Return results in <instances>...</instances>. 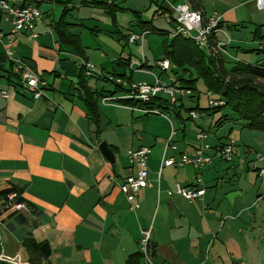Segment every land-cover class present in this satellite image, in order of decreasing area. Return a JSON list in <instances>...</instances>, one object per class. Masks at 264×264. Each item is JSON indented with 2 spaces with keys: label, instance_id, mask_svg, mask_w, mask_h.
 <instances>
[{
  "label": "crops",
  "instance_id": "0c3cea01",
  "mask_svg": "<svg viewBox=\"0 0 264 264\" xmlns=\"http://www.w3.org/2000/svg\"><path fill=\"white\" fill-rule=\"evenodd\" d=\"M11 1L36 5L41 12L33 28L36 36L21 35L15 50L44 85L41 96L33 98L16 77L10 76L17 84L9 81V63L4 62L0 68V91L9 94L7 98L0 95V189L17 185L22 190L21 197L38 212L26 214L28 222L23 224L14 217L2 216L5 220L0 224V252L23 253L20 241L30 231L36 241H47L51 248L45 264H127L128 256L139 250L142 229L149 230L154 252L150 263L141 258L130 264H238L243 259L236 263L233 257L258 251L264 244V173L257 175L260 162L256 158L264 153L254 151L252 157L253 147L240 145L242 129H248L229 118L217 124L222 113L196 110L197 117L188 118L190 115L183 109L194 106L185 105L186 97L174 105L167 103L170 107L164 112L137 111L116 101L128 92L111 95L114 83L106 79L112 73H124L136 83L152 82L154 75L161 77L163 73L174 77L173 69H156L155 60L163 55L158 57L151 52L153 61H148L143 48L146 35L141 42L127 41L126 32L143 30L133 12H139L140 18L146 17L152 25L162 15L173 26L170 5L174 3L184 2L205 17L216 14L220 17V30L215 39H228L225 50L236 61L239 51L251 48L236 45L231 55L226 47L233 40L239 41L240 30H249L252 35L258 26L263 34L264 8H257L255 0H113L114 6L121 9L108 13L94 5L97 0ZM64 9H68L64 20L69 32L79 38L81 29L87 28L91 32H117L128 50L121 42L113 43L109 37L106 41L99 34L95 35L98 48L93 41L80 38L82 55L75 47L61 43L54 23ZM122 10L129 13L125 22L119 21L122 27L109 29L110 18L118 22L117 12ZM101 19L106 22L104 27L99 25ZM9 29L8 21L0 17L1 32ZM229 31H235L232 38L226 33ZM2 47L0 43L3 62ZM118 59L130 63H115ZM86 62L93 65L92 74L86 77L91 89L114 98L97 101V131L76 88L79 66ZM137 74H150L152 79L147 81ZM124 87L128 88V84ZM180 104L178 114L176 106ZM233 123L239 130L234 129ZM224 125L229 128L221 134ZM200 131L205 134L203 139L196 136ZM230 139L236 143V154L233 162L226 164L213 156V149ZM101 141L112 152V160L100 153ZM203 142L211 146L205 152L211 156L210 164L201 170L190 165L166 166L158 177L164 157L177 159L181 153L192 156ZM139 146L150 149L146 164L150 186L139 192L140 206L132 210L118 184L131 171L126 151ZM250 171L255 172L253 182L246 180ZM198 176L205 188L202 198L188 201L169 193L175 183L193 184ZM33 222L35 226H31Z\"/></svg>",
  "mask_w": 264,
  "mask_h": 264
},
{
  "label": "trees",
  "instance_id": "16d2710c",
  "mask_svg": "<svg viewBox=\"0 0 264 264\" xmlns=\"http://www.w3.org/2000/svg\"><path fill=\"white\" fill-rule=\"evenodd\" d=\"M95 6H99L108 13H112L121 8L115 7L113 2L106 3L101 0L94 2ZM124 9V8H122ZM68 9H64L59 19L54 23V30L61 43H66L75 47V49L82 55L83 48L80 45V38L77 34L69 32L68 22L64 20L65 14ZM136 16V21L141 29H146L147 31H158L162 34L169 35V31L165 29H160L152 25L150 20H142L140 18L139 12H133ZM174 19V18H173ZM220 25V24H219ZM217 25L218 27H220ZM210 44H213L215 39V34L210 36ZM252 39L261 41L264 39V34H261L260 27L256 26L252 32ZM246 52H255L256 54H264V47L258 49L251 48L245 50ZM162 57L167 58L171 65L176 67L177 70H172L175 82L183 88L190 89L191 94L188 96L189 99H195L197 102V86L198 80L202 82L208 88V92L217 94L219 98L224 100V103L218 107L200 108L198 103L190 109H185L189 114L191 111H208L210 110L213 114L221 111L223 108H228L230 114L222 113L220 119L217 120V124L221 120L234 119L241 122L242 128L249 130H257L264 132V60L255 63H248L241 60H236L228 66V62H225V58L222 54L216 53L213 50L205 51L200 48L194 40L189 37L183 36L181 34H176L170 36L165 41H163V53ZM4 58V56H3ZM4 60V59H3ZM228 61V60H227ZM0 68L4 64V61L0 59ZM118 64L129 65V61L118 59L115 61ZM11 67V63L8 64ZM3 69V68H2ZM180 69V70H179ZM84 64L79 66L78 71V82L76 88L78 89V97L83 102L86 107L89 119L96 126V131L98 130L99 122V111L97 101L102 98L104 94L101 90H92L87 82V75L85 74ZM181 73V74H180ZM183 73V74H182ZM14 76L18 79V76L12 72L7 76L11 83L14 79L10 76ZM187 75V77L185 76ZM114 78H121L126 82L130 81V77H126L123 74H111ZM127 78V80H125ZM110 81L109 79H106ZM114 83V89L110 92L111 95L117 92H128L129 89L124 87V85ZM14 84V83H13ZM186 97V98H188ZM182 98H178L180 102ZM116 101L123 105H128L132 107H139L145 109H157L161 112L166 111L170 106L168 102L160 97H154L149 102H141L133 98H123L116 99ZM177 104V103H176ZM174 105V104H172ZM182 104L176 106L177 113L179 114V108ZM188 118H191L190 116ZM14 194L13 197L9 198L10 194ZM22 190L17 185H9L6 188L0 189V217L6 214V217H14L19 224L27 223L28 219L26 214L32 213L38 215V212L33 210L32 205L27 202L22 196ZM24 202L29 210L27 212H20V210H11L14 204ZM1 220H4L2 218ZM35 226L36 222H33L31 226ZM20 248L23 253L22 257L30 262V264H45L46 260L51 254V248L47 241H36L30 231H28L25 237L20 241ZM154 252V247L150 244L149 240L147 242V253L149 258ZM143 258L140 250L132 253L128 256L127 264H130L132 260H138ZM0 264H7L0 261ZM142 264V263H141ZM144 264V263H143Z\"/></svg>",
  "mask_w": 264,
  "mask_h": 264
},
{
  "label": "built area",
  "instance_id": "2783aa9c",
  "mask_svg": "<svg viewBox=\"0 0 264 264\" xmlns=\"http://www.w3.org/2000/svg\"><path fill=\"white\" fill-rule=\"evenodd\" d=\"M101 1L106 3L113 2V0ZM255 2L257 8H264V0H255ZM170 10L172 11L174 18V31L169 33L170 36L181 34L194 40L200 48L207 52L213 50L216 53L227 54L225 46L228 43V39L226 41L215 40L213 41V44H210V36L220 30V27L217 26L220 24L219 16L213 14L205 17L202 12L190 8L189 5L184 2L171 4ZM0 17L8 21L10 26L9 31L6 33H2L0 30V43L3 46L4 62L11 63L12 73L18 76V82L31 91L33 98H38L42 94V85H44V82L41 81L38 75L17 56L15 48L21 35L27 34L30 38L36 36L33 28L36 22L41 18V12L39 8L33 4L19 5L15 4L11 0H0ZM262 29L264 30V26ZM147 33L148 31L146 29H143L140 32H126V38L129 43L141 42ZM155 65L161 71H166L171 68V63L164 57L156 59ZM84 66L85 74H92L93 65L86 62L84 63ZM140 66L141 64H139V67ZM107 78L121 85H125V83L128 84L129 91L125 98L138 99L141 102H149L154 97H160L170 104H176L178 102V98L188 97L191 94L190 89L179 86V84L175 82L176 79L171 76H168V79L163 80V78L154 75V80L152 82L139 81L137 83H127L121 78H114L112 76H108ZM161 94H166L167 98H163ZM0 95L4 98L9 96L8 92L3 90L0 91ZM206 96L208 106L210 107H218L224 103L222 98L210 97V93H207ZM101 99L103 102L114 100L112 96L108 95L103 96ZM133 108H136L137 111H141L143 113H159L157 109H145L139 107ZM189 115L191 118H195L197 117V112L191 111ZM196 136L198 139H203L205 134L200 131ZM167 145L175 149V146L169 145V142ZM235 147L236 143L232 139L221 142V144L214 147L213 156H216L225 162L231 163L233 162L234 155L236 154ZM210 148L211 146L208 143L203 142L195 150L194 155L192 156L186 153H181L177 159L164 157L159 165L157 173L158 177L163 167L172 165H190L198 170H201L206 165L211 163V156H207V154H205L207 149L210 150ZM126 152L131 171L118 184V187L120 192L125 196L126 200L130 204V208L135 210L140 206L137 198L139 192L150 186L146 165L150 149L147 146H139L136 148H130ZM256 160L260 162V166L257 168V173L261 176L264 173V156L258 155ZM172 192L180 195L188 201H196V199L202 198L205 193V188L202 185L201 177L198 176L193 184L183 185L181 183H175L173 190H169V193ZM13 196L14 194L12 193L9 195V198ZM11 210L27 212L29 208L24 202H20L14 204ZM1 219L2 217H0V221ZM148 232L149 230L142 229L141 237L139 239V250L146 263H150V258L147 253V242L149 240ZM0 261L7 264H30V262L24 259L19 252L8 254V252L6 253L1 251Z\"/></svg>",
  "mask_w": 264,
  "mask_h": 264
},
{
  "label": "rangeland",
  "instance_id": "374dc122",
  "mask_svg": "<svg viewBox=\"0 0 264 264\" xmlns=\"http://www.w3.org/2000/svg\"><path fill=\"white\" fill-rule=\"evenodd\" d=\"M128 11L126 10H122V11H118L117 12V19H118V22L117 20H115V22H113L110 18V28L109 29H114V31L116 30L117 27H122V23H120L119 21H126V18L128 16ZM146 19V17H144ZM144 19V20H145ZM105 20L104 19H101L99 20V25H101L100 27H104L105 25ZM153 24L156 25L158 28L160 29H165V30H168V31H174V26H173V23H169L167 21V19L165 17H163L161 15V17H157L153 20ZM100 29H104V28H100ZM101 32H91L89 31V28H87L86 30L85 29H81V33H80V38L84 41H93V44H94V47L98 48V42L96 40V36L97 34H99V36L103 37L102 39L106 40L107 41V37H109L113 43H118V42H121L123 45H125L124 43V40L122 42V40L120 39L121 38V34L120 33H103V30H100ZM233 32L235 31H230L229 32H226L228 37H233ZM263 34H264V30H262ZM219 36L223 37V35H221V33L219 34ZM226 37V36H225ZM239 41L238 42H233L231 43L230 46H227L226 49L229 51V53L231 55H234L235 53V47L236 45H239L241 48L243 49H247V48H259V47H264V41L263 42H258V40H252V35H251V32L248 30V31H244L243 30H240L239 32V35L237 36ZM117 38H119L120 40H117ZM167 38H169V35L167 34H162L158 31H149L148 30V33L146 34V38H144L143 40V48H144V53L145 55L148 56V61L152 62L153 61V58L151 55V52L154 53L155 55L154 56H160L162 55L163 53V41H165ZM226 39V38H225ZM81 44V43H80ZM126 49L128 50V47L125 45ZM231 47V48H230ZM224 55V58L228 59L225 60V62H228V66L230 65V63L234 62V59H232L231 57L228 56V54H225L223 53ZM237 60H241V61H244V62H248V63H252L253 61H256V60H261L263 59L264 60V56L262 54H255V53H246V52H243V51H239L237 53ZM158 70V72H160V69L159 68H156ZM170 69H173V70H177L178 69L174 66H171ZM180 70V69H179ZM181 74V73H180ZM183 74V73H182ZM158 76V75H156ZM187 77V75H185ZM136 77V75H135ZM137 77H142V79H145L147 81H150L152 79V76L150 74H140L138 75L137 74ZM160 77V76H158ZM161 77L164 79H168V76L163 73L161 75ZM160 77V78H161ZM154 80V78H153ZM111 81V80H110ZM102 83V82H101ZM104 84H107V86L110 88V87H113L112 84H108V83H104ZM106 86V87H107ZM196 86H197V95L198 96V105L200 108H206L208 106V103H207V93H210V97H218L217 94H214L212 92H208V88L206 87V85L202 82V80H198L197 83H196ZM162 97L164 98H167L166 94H161ZM189 98V97H188ZM184 99V103L186 106H195L196 105V102L195 101H191L190 99ZM199 111L200 113H202V111L200 110H197ZM183 112L186 113L185 109H183ZM207 112H211L210 110L207 111ZM219 115L221 113H226V114H230V110L226 107V108H223L221 111L217 112ZM190 120V119H188ZM155 123V122H154ZM233 127L235 130H239V127L234 125L233 123ZM229 128V125H224L222 128L220 129H223L221 134L224 132V131H227V129ZM263 135L264 136V132H261V131H257V130H243L242 129V135H241V139L239 140L240 142V145L243 146V144H249L253 147V151H252V157H254V151H258L257 153L259 154H263L264 153V148H263V143H264V137H260V135ZM244 155L242 154V157ZM258 156V155H257ZM264 156V155H263ZM236 158V156H235ZM226 164H230V162H225L224 160L222 161ZM258 163V161H257ZM249 175L246 176V180L248 181H251L253 182V177H255V172L254 171H250V173H248ZM258 175V173H257ZM259 176V175H258ZM264 193V191H262ZM262 203V202H261ZM261 219H262V223L264 222V214L261 215ZM5 220V219H4ZM3 220L0 221V224ZM20 253V252H19ZM13 254V253H11ZM21 254V253H20ZM234 261H236V263L238 262L239 259H243V263L244 264H264V244L262 243L259 250L258 251H254L252 253V255H249V256H244V257H240V256H235L232 258Z\"/></svg>",
  "mask_w": 264,
  "mask_h": 264
},
{
  "label": "water",
  "instance_id": "95a60500",
  "mask_svg": "<svg viewBox=\"0 0 264 264\" xmlns=\"http://www.w3.org/2000/svg\"><path fill=\"white\" fill-rule=\"evenodd\" d=\"M100 153L104 155L108 160H112V152L108 149L106 143L101 141L99 144Z\"/></svg>",
  "mask_w": 264,
  "mask_h": 264
}]
</instances>
